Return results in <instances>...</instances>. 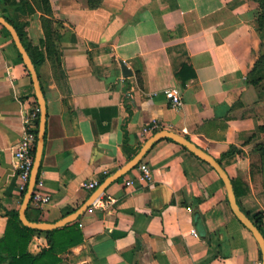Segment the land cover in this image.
Masks as SVG:
<instances>
[{
  "label": "crops",
  "instance_id": "0c3cea01",
  "mask_svg": "<svg viewBox=\"0 0 264 264\" xmlns=\"http://www.w3.org/2000/svg\"><path fill=\"white\" fill-rule=\"evenodd\" d=\"M28 1L11 11L38 61L46 98L36 190L50 196L47 203L32 198L29 219L55 222L80 207L94 191L84 183L100 184L125 164L152 135L144 127L153 120L220 159L242 210L264 213V28L257 2L50 0L47 13L40 0ZM121 62L132 75L123 76ZM174 86L182 93L179 107L164 92ZM36 103L31 74L0 24V237L22 204L14 147L22 111ZM141 162L150 178L141 179L137 165L112 182L75 220L83 240L59 253L60 264H262L257 240L211 165L170 138ZM260 230L264 235V219ZM48 245L46 232L36 231L28 249L37 254Z\"/></svg>",
  "mask_w": 264,
  "mask_h": 264
},
{
  "label": "water",
  "instance_id": "95a60500",
  "mask_svg": "<svg viewBox=\"0 0 264 264\" xmlns=\"http://www.w3.org/2000/svg\"><path fill=\"white\" fill-rule=\"evenodd\" d=\"M0 24L5 26L8 31L10 32L16 47L18 48L24 63L26 64L33 81V85L35 88V95L37 98L38 105L40 107V116H39V123H38V135H37V144L35 148V156H34V163L31 170V176L28 184V188L23 196L22 204L19 209V218L23 222V224L40 229V230H51L54 228L62 227L66 225L69 222L75 221L77 218H79L80 215L85 213V211L97 200L100 198V196L104 193L106 188L114 181L119 180L123 175H125L128 171H130L132 168L136 167L142 159L145 157V155L149 152V150L157 143L158 141L170 138L180 144H182L184 147H186L189 151L194 153L197 157L207 162L209 165H211L220 175L222 181L225 184L228 200L230 203V206L236 215V217L251 231L255 239L257 240L261 251H262V264H264V235L261 232L260 228L255 224V222L251 219V217L242 210L240 207V204L237 200L236 191L234 188V183L229 175V173L226 171V169L223 167L221 162L218 158L214 157L211 153L207 152L205 149L199 147L196 145L193 141H191L188 137L185 135L176 132L174 130L170 129H159L155 133H153L151 136H149L144 143L141 145L139 150L122 166H120L116 171L111 173L109 176H107L97 187L94 189V191L91 193L89 198L77 209L74 211L64 215L60 219H58L55 222H49V221H36L31 220L27 217V208L33 198L34 195V188L37 184L38 177H39V171L41 166V160L43 156L44 151V145H45V132H46V121H47V104H46V98L45 94L42 88V84L39 78V74L37 71V68L35 66V63L29 54L21 36L19 35V32L17 28L2 14H0ZM122 65V72L123 76H130L132 75L131 69H129L124 62H121ZM198 215V213H196Z\"/></svg>",
  "mask_w": 264,
  "mask_h": 264
},
{
  "label": "trees",
  "instance_id": "16d2710c",
  "mask_svg": "<svg viewBox=\"0 0 264 264\" xmlns=\"http://www.w3.org/2000/svg\"><path fill=\"white\" fill-rule=\"evenodd\" d=\"M100 1L101 0H89V4L91 6H96L100 3ZM255 1L258 3L260 9L257 22L260 28H264V0ZM40 2L42 3L47 13H51L50 0H40ZM26 5H29L28 0H0V14L4 15L17 28L27 50H29V45L27 44L25 39L26 32L24 30V27L17 22L16 16H14L13 12L11 11V9L13 11L23 10ZM2 27L7 34L11 35L5 26L2 25ZM33 61L35 64L38 62L35 58H33ZM261 128L264 129V125L261 126ZM125 143L127 144V137ZM258 148L261 154L264 155V144H261ZM234 152L235 150L231 149L223 153V155H229ZM232 181L234 183V188L238 197L240 191L237 188L236 182L234 180ZM248 190L249 187H246L243 192L246 193ZM248 215L261 229L264 219V213L259 211L254 213L253 215L248 213ZM36 231L46 232L49 245L43 248L39 253L33 254L29 251L28 246L34 232ZM82 240L83 233L79 228L77 222L75 221L69 222L62 227L54 228L51 230H40L23 224V222L19 218V212L16 211L11 214L9 223L5 230V234L3 235V237H0V263L6 262V264H60L62 263L63 259L62 257H60L59 253L67 250L71 246L80 243Z\"/></svg>",
  "mask_w": 264,
  "mask_h": 264
},
{
  "label": "built area",
  "instance_id": "2783aa9c",
  "mask_svg": "<svg viewBox=\"0 0 264 264\" xmlns=\"http://www.w3.org/2000/svg\"><path fill=\"white\" fill-rule=\"evenodd\" d=\"M165 95L171 101L174 107H179L183 104L182 93L179 87H169L164 90ZM40 107L36 103L32 110L24 109L22 111V123H23V134L21 139L17 142L14 147V166L16 175L19 178V188L24 196L30 176L31 170L34 163L35 148L37 144V135H38V123H39ZM161 127V123L158 120H153L151 123L145 125L144 132L147 134H153ZM140 168V178L148 179L151 176V169L149 165L145 162H140L138 164ZM126 185L133 184V179L127 178L124 181ZM38 183V181H37ZM99 185L98 181L92 180L84 183V187L93 191ZM37 184L34 188V195L37 200H40L44 203L49 202L50 196L42 194L36 190ZM99 199H97L89 209H92V206L96 205ZM195 234H197L195 232Z\"/></svg>",
  "mask_w": 264,
  "mask_h": 264
},
{
  "label": "rangeland",
  "instance_id": "374dc122",
  "mask_svg": "<svg viewBox=\"0 0 264 264\" xmlns=\"http://www.w3.org/2000/svg\"><path fill=\"white\" fill-rule=\"evenodd\" d=\"M255 1V0H254ZM256 2V1H255Z\"/></svg>",
  "mask_w": 264,
  "mask_h": 264
}]
</instances>
